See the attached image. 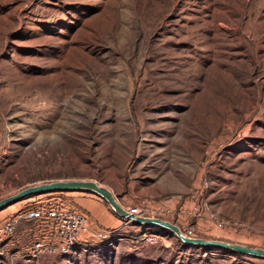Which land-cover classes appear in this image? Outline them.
I'll return each mask as SVG.
<instances>
[{"label":"rangeland","instance_id":"374dc122","mask_svg":"<svg viewBox=\"0 0 264 264\" xmlns=\"http://www.w3.org/2000/svg\"><path fill=\"white\" fill-rule=\"evenodd\" d=\"M65 180L188 237L264 249V0H0V201ZM55 197L121 219L93 193ZM123 226L17 264H264Z\"/></svg>","mask_w":264,"mask_h":264},{"label":"built area","instance_id":"2783aa9c","mask_svg":"<svg viewBox=\"0 0 264 264\" xmlns=\"http://www.w3.org/2000/svg\"><path fill=\"white\" fill-rule=\"evenodd\" d=\"M55 196L51 194L41 197L45 199L36 200L33 209H29L23 215L7 219L0 225V264H17L20 261L29 263L44 256L65 257L86 247L91 237L105 241L117 236L119 229L115 228L94 234L90 229L91 219L87 214L67 208ZM126 210L135 217L150 218L143 207H128ZM22 219L36 222L41 235L25 249L10 252L12 250L6 249L5 245L14 238ZM138 238L152 245L167 239L158 232L148 231H143Z\"/></svg>","mask_w":264,"mask_h":264},{"label":"water","instance_id":"95a60500","mask_svg":"<svg viewBox=\"0 0 264 264\" xmlns=\"http://www.w3.org/2000/svg\"><path fill=\"white\" fill-rule=\"evenodd\" d=\"M61 192H88L93 193L107 202L114 213L122 220L131 225L148 227H158L160 229L171 231L184 245L195 246L204 249H217L228 251L240 255H245L253 258L264 259V249L249 247L246 245L228 243L215 240H204L198 238H191L182 232V230L167 221L155 218H142L131 215L117 200L116 196L106 187L93 182L85 180H65L52 181L42 183L39 185L28 187L18 194L0 201V211L8 208L25 199H30L42 195L61 193Z\"/></svg>","mask_w":264,"mask_h":264},{"label":"crops","instance_id":"0c3cea01","mask_svg":"<svg viewBox=\"0 0 264 264\" xmlns=\"http://www.w3.org/2000/svg\"><path fill=\"white\" fill-rule=\"evenodd\" d=\"M79 192H61V193H54L55 195H75L78 194ZM53 194V193H52ZM47 195H51V194H47ZM47 195H42V196H38V197H34L35 201L40 199L41 197L47 196ZM86 204L84 209L91 214L92 219H94V217L96 219H102V214H100L99 212H96L94 210V208L96 207L94 200L87 199L85 200ZM94 207V208H93ZM5 220V219H3ZM2 220V221H3ZM98 221L94 219V221H91V230L92 232H96L98 229V226H102L100 224L97 223ZM104 224L102 227H104L105 229H121L122 227H124L123 225L126 224L127 222L125 220L122 219H116V218H109V221H107L108 223H106L105 221H103ZM128 225V224H126ZM130 226V228H137L139 230L145 231L150 229V227L145 228L144 226H137V225H128ZM19 230V232L17 231ZM15 236L13 238V240L15 239V243L14 246L11 248L8 246V243L5 245L6 249L8 250H13L15 248H20V250L25 249L26 247H28L31 242H33V240L35 238H37L38 235H41L40 233V227L37 225L36 222L34 221H28L25 219H22L21 221H19L18 227H17Z\"/></svg>","mask_w":264,"mask_h":264}]
</instances>
